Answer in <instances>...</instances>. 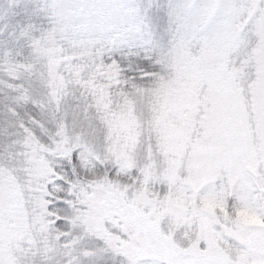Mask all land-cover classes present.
Masks as SVG:
<instances>
[{
  "label": "snow or ice",
  "instance_id": "6c2138e0",
  "mask_svg": "<svg viewBox=\"0 0 264 264\" xmlns=\"http://www.w3.org/2000/svg\"><path fill=\"white\" fill-rule=\"evenodd\" d=\"M0 264H264V0H0Z\"/></svg>",
  "mask_w": 264,
  "mask_h": 264
}]
</instances>
